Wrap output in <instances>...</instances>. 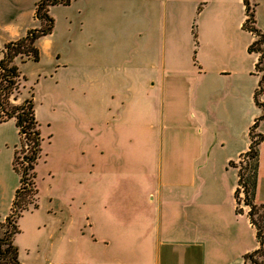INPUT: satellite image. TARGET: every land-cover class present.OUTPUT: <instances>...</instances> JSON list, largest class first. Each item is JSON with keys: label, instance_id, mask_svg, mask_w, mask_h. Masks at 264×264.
<instances>
[{"label": "crops", "instance_id": "obj_1", "mask_svg": "<svg viewBox=\"0 0 264 264\" xmlns=\"http://www.w3.org/2000/svg\"><path fill=\"white\" fill-rule=\"evenodd\" d=\"M188 1L189 4L203 3L197 30L192 6H164L165 19L159 21V6L147 0H117L109 11L107 29L102 19L104 7L98 11L93 59L87 68V78L84 74L79 81L83 87L81 95L75 99L78 110L86 114L91 123V127L82 132L90 146L87 149L84 144L79 159L75 155L69 158L67 172V196L72 204L78 202L80 206L69 208V215H80L84 223L74 225L71 218L70 223L65 224L71 233L69 240L76 232L88 233L96 249L92 257H65L48 264H250L245 263L244 255L257 248L256 231L247 215V205L241 204L242 212L236 210L234 193L238 187V163L250 145L249 129L263 113V107L255 101L258 90L257 99L264 104V81L260 85L262 74L255 71L258 54L248 50L257 36L243 28L246 17L243 0ZM250 2L254 4L255 25L264 33V0ZM35 9L34 18L41 25ZM28 32L29 29L26 34ZM161 35L163 46L160 45ZM20 37L16 35L0 42V57L4 44ZM104 45L113 54L117 50L124 58L150 61L143 70L134 71L136 77L130 82L129 71L125 79L122 71L116 85L106 79L100 83L96 78L99 72L105 78L107 75L98 63V56L107 51ZM190 50L195 51L198 60V69L192 72L195 78L199 77L201 102L204 101L200 111L202 125L195 147L192 144L182 151L178 169L170 170L171 173L178 171L177 182H166L159 174L158 198L154 205V197L150 196L155 192L154 184L132 177L133 172L124 164H118L114 157L123 149L109 148L104 141L118 137L117 129L110 131L108 127L111 118L121 120L124 115L132 85L138 86L141 98L138 97L142 99L159 77L157 61H173ZM246 53L253 54L254 59ZM110 68L120 70L118 66ZM20 77L19 90L11 95L14 104L26 99L20 88L25 78L21 74ZM165 84L164 78L163 88ZM97 86L103 88V92L98 93L103 108L99 106L95 112ZM15 122L14 118L0 121V221L10 214L20 185V175L13 166V154L21 138ZM102 122L107 129L102 127ZM255 131L262 135L258 145L255 201L264 205V118L258 121ZM95 137L99 140L93 144ZM134 140L132 134L128 143ZM132 147L129 146V151ZM111 155L113 159H109ZM35 181L37 185V178ZM37 193L38 207L24 211L21 217L39 210L42 196L38 189ZM53 236L51 232L49 237ZM16 243L19 263L29 264L19 256V250H26L27 246L19 239Z\"/></svg>", "mask_w": 264, "mask_h": 264}, {"label": "rangeland", "instance_id": "obj_2", "mask_svg": "<svg viewBox=\"0 0 264 264\" xmlns=\"http://www.w3.org/2000/svg\"><path fill=\"white\" fill-rule=\"evenodd\" d=\"M38 1L0 0V42L16 35L26 36L28 29L31 31L41 26L34 18L35 4ZM147 1L160 7L159 21L165 19L162 11L164 6H192L193 24L197 30L198 14L203 3L189 4L188 0ZM115 2L117 0H70L67 5L57 3L51 6L49 13L54 18V26L49 34L35 39L34 44L39 50L37 61H25L18 57L14 59V64L25 78L20 87L23 96L27 98L29 91L33 93V110L41 138L40 157L36 164L37 189L42 196L40 208L17 220L19 231L13 236L15 244L19 239L27 246V251L23 248L19 250V256L29 264H48L65 257L88 258L92 257L96 249L95 242L88 233L82 235L76 232L77 235L72 240L68 238L71 233L65 224H69L71 218L74 225L83 224L84 219L80 215H69V208L80 206H77L78 202L72 204L67 196V172L69 158L75 155L79 159L84 144L87 149L90 146L82 132L90 128L91 123L87 121L86 114L78 110L75 99L78 94L81 95L83 87L79 81L83 80L84 74L87 78V68L93 59L92 43L98 11L104 7L102 19L107 29L109 11ZM252 8L250 3L248 13L252 12ZM249 24L252 25V22ZM164 44L161 35L160 45ZM102 47L107 51L98 56V63L107 75L105 78L99 72L96 78L100 83L106 79L116 85L121 80L118 74L122 71L124 79L129 71L130 82L136 77L134 71L143 70V66H147L150 61L138 57L124 58L117 50L113 54L106 45ZM246 56L254 59L253 54L246 53ZM197 62L194 50L180 54L173 61H157L159 77L156 78V84L144 93L142 99H139L138 86L133 84L124 106L127 109H123L124 115L121 120L111 118V125L108 127L110 131L117 129L115 132L118 137H110L104 143L109 148L118 146L117 148L123 149L114 157L120 162L118 164H124L133 172L132 177L140 181L149 180L150 184H154L155 192L150 195L154 197V205L158 198L156 189L159 174H162L166 182H177L178 171L171 173L170 170L178 169L182 151L189 149L192 144L195 147L198 140L199 127L202 125L200 111L204 101L201 102L199 77L195 78L196 74L192 72L198 69ZM115 66L120 67L118 72L110 68ZM164 78L167 84L163 88ZM101 92L103 88L97 86L95 112L99 106V109L103 108L102 102L98 101V93ZM102 125L107 129L103 122ZM132 134L135 140L128 143ZM97 140L99 138L95 137L93 144ZM131 145L133 149L129 151ZM28 149V145H25V150ZM21 155L23 153L17 155L15 163L22 168ZM112 157L113 155L109 159ZM242 164L244 163L240 162L238 166ZM31 171L28 170V174ZM239 196L243 198L242 191ZM10 230L8 226H0V237L4 240ZM51 232L54 234L52 238L49 237ZM7 246L8 244L1 243L0 247L4 250ZM0 264H10L8 256H0Z\"/></svg>", "mask_w": 264, "mask_h": 264}, {"label": "trees", "instance_id": "obj_3", "mask_svg": "<svg viewBox=\"0 0 264 264\" xmlns=\"http://www.w3.org/2000/svg\"><path fill=\"white\" fill-rule=\"evenodd\" d=\"M70 0H39L36 3L35 15L41 21V26L35 28L14 41H8L4 44L3 56L0 57V121L14 118L15 124L19 128L21 134L20 144L13 154V166L15 171L20 175V185L15 191L14 201L11 206V212L8 217L0 221V226H8L11 228L10 234L1 243L8 244L4 250L0 247V256H8L10 264H20L17 258V246L13 242V236L19 231L17 227V219L21 217L26 210L38 207V193L36 185L35 165L40 157V134L38 129V121L33 110V93L29 91V97L19 104L11 101V95L19 90L20 74L18 67L13 63L14 57L20 56L22 59L37 60L39 58V50L34 42L38 36L46 35L51 32L54 26V18L48 13L49 6L53 4H68ZM246 7V17L243 22V28L252 31L257 36L255 41L249 45L248 50L256 52L258 59L255 64V71L261 73V82L264 81V33L255 25V9L252 4V12L249 11L250 0H243ZM252 22V25L249 23ZM33 90V89H32ZM256 92L255 101L257 105L263 107L261 113L255 120L251 129H249L250 145L248 149L241 155L239 163L238 187L234 193L237 203V211L242 212L241 204L247 205V215L250 222L254 225L258 246L256 249L244 255L245 263L264 264V205L255 201L257 178H258V161L259 149L258 145L262 139V135L257 133L258 121L264 118V104L259 102ZM28 145V151L25 150ZM21 155L20 163L22 168L16 165L17 155ZM230 164H234L230 161ZM28 170H32L28 174ZM243 192L241 199L239 193ZM10 237V240H8Z\"/></svg>", "mask_w": 264, "mask_h": 264}]
</instances>
